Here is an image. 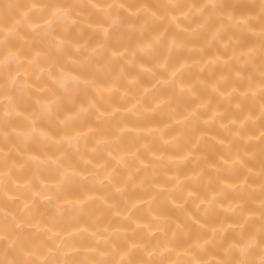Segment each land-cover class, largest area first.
<instances>
[{"label":"bare ground","instance_id":"6f19581e","mask_svg":"<svg viewBox=\"0 0 264 264\" xmlns=\"http://www.w3.org/2000/svg\"><path fill=\"white\" fill-rule=\"evenodd\" d=\"M0 264H264V0H0Z\"/></svg>","mask_w":264,"mask_h":264}]
</instances>
